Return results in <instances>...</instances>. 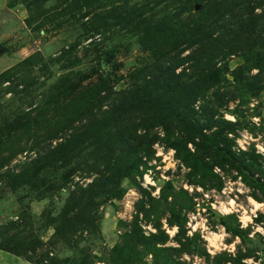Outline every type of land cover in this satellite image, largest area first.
Masks as SVG:
<instances>
[{
    "label": "rangeland",
    "instance_id": "1",
    "mask_svg": "<svg viewBox=\"0 0 264 264\" xmlns=\"http://www.w3.org/2000/svg\"><path fill=\"white\" fill-rule=\"evenodd\" d=\"M263 187L264 0H0V264H264Z\"/></svg>",
    "mask_w": 264,
    "mask_h": 264
},
{
    "label": "bare ground",
    "instance_id": "2",
    "mask_svg": "<svg viewBox=\"0 0 264 264\" xmlns=\"http://www.w3.org/2000/svg\"><path fill=\"white\" fill-rule=\"evenodd\" d=\"M252 204L254 205V207L255 208H257V203H254L253 201H252ZM229 206H231L229 209L226 207V206H224V205H221V210L222 211H224V213H228V212H230V209H232V203H230L229 204ZM248 218L247 217H245V216H243V218H242V220L243 221H246ZM216 236L215 235H213V236H210V238H209V241H210V244H215V240H216Z\"/></svg>",
    "mask_w": 264,
    "mask_h": 264
},
{
    "label": "trees",
    "instance_id": "3",
    "mask_svg": "<svg viewBox=\"0 0 264 264\" xmlns=\"http://www.w3.org/2000/svg\"><path fill=\"white\" fill-rule=\"evenodd\" d=\"M264 188V187H263Z\"/></svg>",
    "mask_w": 264,
    "mask_h": 264
}]
</instances>
